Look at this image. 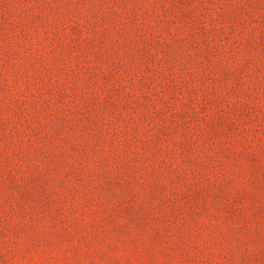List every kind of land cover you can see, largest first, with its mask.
Wrapping results in <instances>:
<instances>
[{"label":"rangeland","instance_id":"rangeland-1","mask_svg":"<svg viewBox=\"0 0 264 264\" xmlns=\"http://www.w3.org/2000/svg\"><path fill=\"white\" fill-rule=\"evenodd\" d=\"M0 264H264V0H0Z\"/></svg>","mask_w":264,"mask_h":264}]
</instances>
